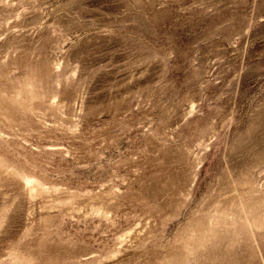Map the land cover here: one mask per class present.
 <instances>
[{
	"label": "rangeland",
	"instance_id": "obj_1",
	"mask_svg": "<svg viewBox=\"0 0 264 264\" xmlns=\"http://www.w3.org/2000/svg\"><path fill=\"white\" fill-rule=\"evenodd\" d=\"M0 264H264V0H0Z\"/></svg>",
	"mask_w": 264,
	"mask_h": 264
}]
</instances>
